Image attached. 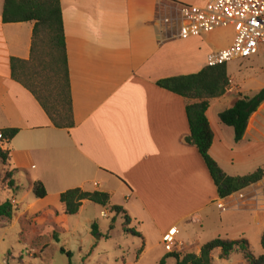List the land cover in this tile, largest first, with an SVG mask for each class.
I'll use <instances>...</instances> for the list:
<instances>
[{"label":"crops","instance_id":"1","mask_svg":"<svg viewBox=\"0 0 264 264\" xmlns=\"http://www.w3.org/2000/svg\"><path fill=\"white\" fill-rule=\"evenodd\" d=\"M209 1L59 0L73 115V127L60 129L11 77V59H30L33 23H3L0 0V131L18 130L3 148L9 151L14 179L26 181L28 194L36 182L46 191L26 211L44 212L47 207L38 206L53 201L60 223H67L90 202L66 216L59 195L79 188L107 193L109 205L103 209L111 213V206L122 208L128 227H139L142 242L150 236L163 246L164 236L176 229L180 255H198L204 244L218 238L246 240L247 220L262 236L264 178L219 198L198 150L185 142V100L157 85L162 79L198 73L210 54L231 45V28L181 39L178 25L164 22L175 18L181 5L203 8ZM244 96L230 90L212 99L206 112L213 134L209 155L228 176L264 170V103L249 118L239 142L219 120L220 113ZM106 211L101 213L108 215ZM188 221L200 224L194 235L188 227L180 228ZM88 223L90 233L96 222Z\"/></svg>","mask_w":264,"mask_h":264},{"label":"trees","instance_id":"2","mask_svg":"<svg viewBox=\"0 0 264 264\" xmlns=\"http://www.w3.org/2000/svg\"><path fill=\"white\" fill-rule=\"evenodd\" d=\"M2 22L33 23L30 59L28 61L11 59V77L34 96L54 127L60 129L72 128L73 115L69 74L59 0H4ZM42 31L49 42L52 62L51 74L48 76L49 83L47 85L38 82L30 86L26 83V76L20 75V71L24 72L26 67L33 68L40 62L36 52V41ZM157 85L161 89L185 100V113L189 126V135L185 138V142L198 150L219 198H226L250 185L256 184L264 178L263 169H258L243 176H228L209 155L213 134L206 112L210 101L222 97L229 87L226 65L206 66L195 74L162 79L157 82ZM262 103H264V89L252 97H239L230 109L219 114V120L222 125L233 129L235 142L242 140L249 118ZM17 134V129L0 131V162L8 169L6 170V182L10 187L15 184V171L10 169V154L3 146L8 144ZM33 194L37 199L46 197L45 188L41 183L36 182L33 185ZM84 201L106 208L109 205V195L103 192H85L79 188L67 190L59 195L61 209L66 216L76 215ZM110 211L115 215H123L122 228L124 233L141 238L132 229L126 228L130 219L122 208L111 206ZM13 213L14 207L10 200L0 204V220H10L13 217ZM90 233L92 236L98 233L96 223L92 224ZM261 246L264 251V231L261 236ZM215 250H219V259L222 260H227L234 251L240 250L244 252V260L248 264H264V253L260 257L255 258L249 252L246 240L231 241L219 238L204 244L200 248L198 255L193 253L180 255L176 252H166V256L158 264H166L167 259L175 260L176 264H212V254ZM61 253L68 259V264H71V253L63 249H61Z\"/></svg>","mask_w":264,"mask_h":264},{"label":"rangeland","instance_id":"3","mask_svg":"<svg viewBox=\"0 0 264 264\" xmlns=\"http://www.w3.org/2000/svg\"><path fill=\"white\" fill-rule=\"evenodd\" d=\"M36 42L40 62L33 68L26 67L24 72L20 71V75L26 76V83L30 86L38 82L47 85L51 74L50 47L43 31ZM256 58L234 60L227 64L231 85L248 97L256 95L258 89L264 87V55L260 54ZM245 169L242 168L241 171H248ZM6 170L8 169L0 162V204L10 200L14 213L10 220H0V264H68L61 249L71 253V264H158L166 256V251L163 246L157 245L155 237L151 239L149 236L142 242L139 236L124 233L123 218L107 213L105 209L91 203L85 205L79 217L62 224L52 209L57 208L53 201L38 206V209L47 207L44 212L30 209L26 211V205L35 196L32 192L28 194V185L20 177H16L15 184L10 187L6 182ZM101 211H106L108 217H102ZM88 221L96 222L99 227L95 236L89 233ZM246 223L243 238L248 243L249 252L258 258L264 253L261 236L257 233L259 227L250 220ZM55 226L58 229H54ZM181 227L193 230L188 231L194 235L199 231L200 224H190L188 221ZM126 228L141 236L137 225L132 224ZM209 231L212 233L214 227H209ZM219 254V250L213 252L212 264H248L244 260V252L240 250L234 251L227 260L219 259ZM166 264L176 262L167 259Z\"/></svg>","mask_w":264,"mask_h":264},{"label":"built area","instance_id":"4","mask_svg":"<svg viewBox=\"0 0 264 264\" xmlns=\"http://www.w3.org/2000/svg\"><path fill=\"white\" fill-rule=\"evenodd\" d=\"M178 15L165 18V23L178 25L181 39L198 37L218 29L233 30L229 47L210 54L206 59L207 67L226 65L234 60L249 59L264 53V0H210L207 6L195 7L181 5ZM240 91L231 85L226 92ZM106 217L105 213H101ZM178 231L171 229L163 238V247L167 253L182 248L176 241Z\"/></svg>","mask_w":264,"mask_h":264},{"label":"water","instance_id":"5","mask_svg":"<svg viewBox=\"0 0 264 264\" xmlns=\"http://www.w3.org/2000/svg\"><path fill=\"white\" fill-rule=\"evenodd\" d=\"M99 238V237H98Z\"/></svg>","mask_w":264,"mask_h":264}]
</instances>
